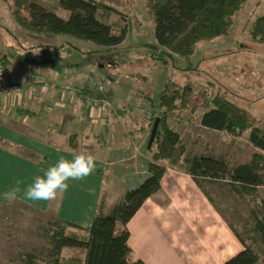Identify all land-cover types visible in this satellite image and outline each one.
I'll list each match as a JSON object with an SVG mask.
<instances>
[{"label": "crops", "instance_id": "1", "mask_svg": "<svg viewBox=\"0 0 264 264\" xmlns=\"http://www.w3.org/2000/svg\"><path fill=\"white\" fill-rule=\"evenodd\" d=\"M120 31L112 30L115 35ZM127 33L123 42L114 48L96 46L64 35H46L47 41L30 45L25 51L30 57L13 53L12 58H7L4 84L23 87L20 93H13L11 106L3 107L4 112L3 108L0 109V208L9 202H17L71 224L73 227L68 231L85 238L99 210L103 215H109L123 201L127 191L136 188L148 177L147 165L151 162L147 147L149 129L148 139L146 142L144 140L148 118L143 117L140 122L142 128H136V132L139 129L141 133H136L139 138H135L130 123L121 124V121L129 120L128 116L137 113H158L157 104L149 96L150 92L131 88L129 82L136 79L146 84L147 79L133 75V71L124 73V76L120 72L112 76L108 68H116L115 62L97 67L76 56L92 59L104 53L125 51L126 58L130 56L136 59V55L132 54L134 51L155 55L169 53L157 46L154 34L150 43H128ZM81 43L85 44L81 47ZM194 55L193 52L188 62L194 61ZM169 56L179 57L175 54ZM180 60L186 63L184 59ZM122 64L127 67L125 62ZM105 70L106 73L103 72ZM104 79L110 106L108 115L101 120L95 117L96 112L85 107L84 102L89 96H97L95 82ZM75 90H82V93L73 94ZM144 96H147L145 101ZM1 100L0 104L7 102V98ZM117 107H124L127 115L121 117ZM10 108L15 112L9 117L6 112ZM97 123L99 126L102 124V131L96 139L92 138L94 136L90 134V128L98 127ZM178 127L182 129L184 125L177 126L179 133L181 129ZM126 128L128 134L125 133ZM104 134H107L104 143L114 139L118 147L126 149L113 151L120 153L119 156L109 151L101 152L100 147L105 144L99 143L98 139ZM71 138L77 145L76 150L71 149ZM83 141L88 142L86 146L89 148L98 150L94 153L98 158L97 167L91 176L84 180L69 181V189L54 201L35 202L23 197L7 201L3 198V192L16 180L24 182L21 187L32 183L35 175L42 174L41 169H46L60 156L71 158L72 153L79 152ZM144 145L146 151L143 150ZM142 150L146 170L142 172L143 176H134L130 163L142 164L139 158ZM120 157H124L123 160L128 163ZM164 166L160 189L144 201L126 224L130 258L144 264H224L243 251L239 239L191 176L181 167L165 163ZM121 229L122 226L117 224L115 232L119 233ZM85 248L81 242H63L60 257L63 260L82 261Z\"/></svg>", "mask_w": 264, "mask_h": 264}, {"label": "rangeland", "instance_id": "2", "mask_svg": "<svg viewBox=\"0 0 264 264\" xmlns=\"http://www.w3.org/2000/svg\"><path fill=\"white\" fill-rule=\"evenodd\" d=\"M93 1L100 2L113 10L112 13L97 11L98 18L109 25L111 30H129L128 33L126 32L129 38L128 43L152 42L153 22L145 6L146 0ZM32 3L53 12L62 19H67L69 16L68 11L59 7L57 0H0V60L3 58L8 62L7 58H12L13 53H22L30 57L29 53L25 52L30 45L47 41L45 34L28 32L18 23V18L31 20L28 6ZM263 14L264 0H247L232 17V25L227 36L214 42L199 41L194 46V61H186L185 64L180 60L182 58H170L171 53H167L169 54L167 55L163 52L155 55L154 53L143 54V52L134 51L132 54L136 55V59L130 56L126 58L125 51L104 53L92 59L83 55L76 56L79 60L91 62L97 67L101 64L110 65L111 61L115 62L116 68H108L112 76L120 73L124 76V73L133 71V75L144 77L147 79L146 84L132 79L129 81L131 88L134 87L142 92L148 90L154 104H158L159 92L165 84L175 83L180 86L187 84L191 88L189 103L197 106V109L192 112L190 108H180L168 115V123L176 133H178L177 126L184 125L182 129L178 127L181 129L179 130L180 135L178 133L179 138L181 137L180 143L185 148L183 158L210 156L223 159L232 168L236 165L249 163L253 153H260L249 143V131L232 137L223 132L202 129L199 118L206 108L203 107V102L208 103L207 106L210 107L213 96L219 91L240 109L245 110L253 118L256 127L264 131V41L252 38L249 33L255 20ZM33 38L35 40L30 41ZM82 44L85 43H81V47ZM214 56L219 57L214 58ZM123 62L127 64V67L122 64ZM103 72L106 73V70ZM13 86L15 85H9V87L7 85V95L5 90L0 91V100L3 97L7 98L6 103L0 104V109L13 104ZM16 87L23 86L16 85ZM9 88L10 90H8ZM95 98H90L89 105L87 102H84V105L91 112H96L95 117L103 120V117L108 115L109 108L101 102H95ZM117 108L121 112V117L127 115L124 107ZM2 110L4 112V108ZM14 112V109L10 108L7 110L6 116L10 117ZM157 114V111L137 113L128 116L129 120L125 119L121 121V124L130 123V126H133L131 129L135 138H139L136 133H141L139 129L136 132V128H142L140 122L143 117H147L144 137L146 142L149 135V124ZM19 122L22 121L19 120ZM101 131L102 124L90 128V134L92 133L94 136L92 138L97 139L101 135ZM128 132L129 130L126 128L125 133L128 134ZM106 137L107 134H104L98 139V142L104 143ZM87 143V141L82 142L80 151L86 149L89 152H98L97 149L94 150L86 146ZM104 144L100 150L105 153L126 149L118 147L114 143V139L112 142ZM143 150L146 151L145 145ZM143 150L142 155L139 156L142 164L130 163L134 176H143L142 172L146 170V161L143 162ZM119 154L113 152L115 156H119ZM120 158L124 161V157ZM164 163L167 164L166 161L161 162L163 165ZM175 167L183 168L184 165L181 161ZM198 181L225 223L240 236L246 247L259 256L258 264H264V245L255 238L252 232L254 218H257L264 210V186L257 188L251 194H237L224 181H209L207 179ZM54 221L53 216L38 213L17 202H9L1 207L0 264H27V259L22 257L26 254L32 255L33 264H53L55 259H61V252L58 256L51 255L52 248L47 236V230L54 229L52 226Z\"/></svg>", "mask_w": 264, "mask_h": 264}, {"label": "trees", "instance_id": "3", "mask_svg": "<svg viewBox=\"0 0 264 264\" xmlns=\"http://www.w3.org/2000/svg\"><path fill=\"white\" fill-rule=\"evenodd\" d=\"M61 9L69 12L67 19L56 16L37 4L28 6L30 21L18 18L19 25L28 32L47 36L64 35L96 46L114 48L125 39L126 32L121 30L113 34L109 25L98 18L97 11L112 13L106 5L93 0H57ZM247 0H146L145 6L153 22V34L157 46L171 54L188 61L199 41L227 36L232 25V17ZM250 36L264 41V14L259 16L250 31ZM6 61L2 58L0 65ZM191 88L186 85L167 83L158 95L157 116L150 122L151 132L155 119L158 126L154 140L148 148L151 162L147 166L146 177L136 188L127 191L123 201L115 206L109 215L100 210L93 219L91 228L85 238L68 231L73 227L63 221L52 222L53 230H47L51 255L58 256L63 242L84 243L85 257L79 260H54L53 264H144L138 259L130 258L127 246L128 232L126 224L138 211L146 199L160 189V180L165 171L161 162L175 167L182 161L183 169L191 176L197 187L203 190L199 179L224 181L237 193L251 194L264 186V131L258 129L253 118L219 91L213 96L210 107L203 102L205 112L200 117V126L231 136L249 131L248 141L260 153H253L249 163L230 168L223 159L210 156H187L180 143L178 133L171 129L168 115L180 108H197L189 103ZM147 96L143 97L145 101ZM148 144V142H147ZM71 149L77 145L71 138ZM209 202L211 199L204 192ZM117 224L122 226L115 232ZM230 227V226H229ZM231 231L243 245V251L230 258L224 264H257L259 256L244 245V241L230 227ZM252 232L264 245V210L254 218ZM27 264H33L32 255L22 256Z\"/></svg>", "mask_w": 264, "mask_h": 264}, {"label": "clouds", "instance_id": "4", "mask_svg": "<svg viewBox=\"0 0 264 264\" xmlns=\"http://www.w3.org/2000/svg\"><path fill=\"white\" fill-rule=\"evenodd\" d=\"M97 156L89 151L72 153L71 158L60 156L42 174L35 175L32 183L21 187L24 182L16 180L15 184L3 192V198L14 201L23 197L29 201H54L70 187L69 181L84 180L91 176L97 167Z\"/></svg>", "mask_w": 264, "mask_h": 264}, {"label": "built area", "instance_id": "5", "mask_svg": "<svg viewBox=\"0 0 264 264\" xmlns=\"http://www.w3.org/2000/svg\"><path fill=\"white\" fill-rule=\"evenodd\" d=\"M7 77V70L5 68V66L0 65V91H4L6 95L7 93V85L4 84L5 78ZM95 86H96V91H97V96H95L94 101L95 102H101L104 105H106L107 107L110 106L108 99H107V94H106V81L104 80H96L95 82ZM9 87V86H8ZM10 90V88L8 89ZM13 93H20L21 92V88L13 86L12 87ZM4 93V94H5ZM82 90H75V92L73 94H81ZM1 94V93H0ZM3 94V93H2ZM5 96V95H4ZM90 98H93L92 96H89V98H87V100H85V102H87V104L89 105V102L91 101Z\"/></svg>", "mask_w": 264, "mask_h": 264}, {"label": "water", "instance_id": "6", "mask_svg": "<svg viewBox=\"0 0 264 264\" xmlns=\"http://www.w3.org/2000/svg\"><path fill=\"white\" fill-rule=\"evenodd\" d=\"M157 126H158V119H155L153 126H152V129H151V132H150V135H149V141H148V146H147L148 148H150V146L154 140L156 130H157Z\"/></svg>", "mask_w": 264, "mask_h": 264}]
</instances>
